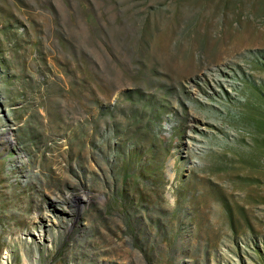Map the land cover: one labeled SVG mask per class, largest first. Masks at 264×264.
<instances>
[{
    "label": "rangeland",
    "instance_id": "1",
    "mask_svg": "<svg viewBox=\"0 0 264 264\" xmlns=\"http://www.w3.org/2000/svg\"><path fill=\"white\" fill-rule=\"evenodd\" d=\"M7 256L264 264V0H0Z\"/></svg>",
    "mask_w": 264,
    "mask_h": 264
},
{
    "label": "bare ground",
    "instance_id": "2",
    "mask_svg": "<svg viewBox=\"0 0 264 264\" xmlns=\"http://www.w3.org/2000/svg\"><path fill=\"white\" fill-rule=\"evenodd\" d=\"M9 257L7 256V258H6V260L4 261V263L3 264H8L9 263ZM12 262V261H11Z\"/></svg>",
    "mask_w": 264,
    "mask_h": 264
}]
</instances>
